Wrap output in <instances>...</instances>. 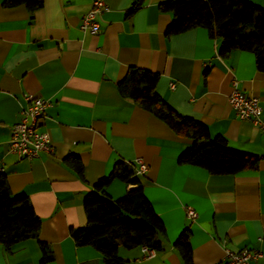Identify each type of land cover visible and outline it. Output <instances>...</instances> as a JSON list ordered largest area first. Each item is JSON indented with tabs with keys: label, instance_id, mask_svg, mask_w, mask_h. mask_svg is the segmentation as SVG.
I'll return each instance as SVG.
<instances>
[{
	"label": "crops",
	"instance_id": "0c3cea01",
	"mask_svg": "<svg viewBox=\"0 0 264 264\" xmlns=\"http://www.w3.org/2000/svg\"><path fill=\"white\" fill-rule=\"evenodd\" d=\"M91 1L43 0L29 11L0 0V165L10 193H24L40 219L36 237L9 251L0 244V264H109L91 245L75 244L70 229L85 224L82 202L95 181L116 160L133 165L137 156L147 165L138 179L164 234L151 256L144 246L119 247L122 264H183L173 242L184 229L192 264H227L225 249L264 251V157L256 169L235 174L179 163L191 139L116 87L129 66L156 72L155 91L177 112L204 123L211 137H224L233 149L264 155V127L238 118L227 102L236 79L239 90L258 97L264 121V73L254 54L220 56L219 39L202 27L165 36L172 15L158 4L166 0H142L131 13L135 0H104L108 8L98 17V32L83 33L80 18ZM248 1L264 7V0ZM25 95L50 101L39 128L52 152L31 160L7 147ZM69 153L80 159L83 178L65 164ZM133 187L115 179L105 192L113 200ZM187 205L197 213L193 220ZM38 241L51 251L44 263ZM252 264H264V258Z\"/></svg>",
	"mask_w": 264,
	"mask_h": 264
},
{
	"label": "trees",
	"instance_id": "16d2710c",
	"mask_svg": "<svg viewBox=\"0 0 264 264\" xmlns=\"http://www.w3.org/2000/svg\"><path fill=\"white\" fill-rule=\"evenodd\" d=\"M43 0H3L6 6L23 4L29 11L42 5ZM135 0L129 12L139 7ZM161 11L171 12V20L164 29L169 36L195 27L205 28L211 37L219 39L218 54L227 56L234 50L250 51L258 71L264 73V7L248 0H166L158 4ZM158 74L145 68L129 66L116 83L118 93L139 107L154 113L172 132L188 137L192 143L177 158L179 163L205 168L211 174H235L245 169H256L264 155L239 151L228 146L224 137H211L207 126L177 112L155 91ZM80 178L83 165L69 153L63 158ZM118 179L135 187L110 199L105 187ZM86 222L71 228L70 235L77 245H91L109 264H122L119 247L145 246L158 250L162 247L164 226L154 212L135 175L133 165L116 160L107 175L99 177L93 189L83 198ZM40 219L24 193H10L5 176L0 172V244L6 250L30 237H36ZM40 262L51 259L48 245L38 241ZM183 264H192L189 233L182 230L173 242Z\"/></svg>",
	"mask_w": 264,
	"mask_h": 264
},
{
	"label": "built area",
	"instance_id": "2783aa9c",
	"mask_svg": "<svg viewBox=\"0 0 264 264\" xmlns=\"http://www.w3.org/2000/svg\"><path fill=\"white\" fill-rule=\"evenodd\" d=\"M104 0H92L90 8L81 15L79 29L81 32L95 34L99 30L98 17L107 10ZM232 89L227 95V102L234 110L236 116L243 120H249L259 127H264L262 120V107L256 96L250 95L237 88V81L233 79ZM174 88V82L169 83ZM26 103L19 108V118L9 127L8 152L18 159H34L42 152H52V146L46 131L41 130L40 119L44 117L50 101L39 96L25 95ZM135 175L143 173L147 165L140 156L133 159ZM0 172L3 168L0 165ZM189 219H195L197 213L189 205L184 207ZM146 256L154 254L153 249L143 247ZM264 258V251L250 248H242L237 251L224 250V259L227 264H252L257 259Z\"/></svg>",
	"mask_w": 264,
	"mask_h": 264
}]
</instances>
